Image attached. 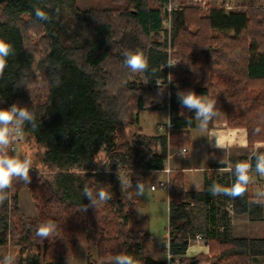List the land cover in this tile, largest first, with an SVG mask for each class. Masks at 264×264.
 <instances>
[{"label": "trees", "instance_id": "1", "mask_svg": "<svg viewBox=\"0 0 264 264\" xmlns=\"http://www.w3.org/2000/svg\"><path fill=\"white\" fill-rule=\"evenodd\" d=\"M169 4L175 8L170 32ZM223 6L201 11L185 0H113L108 8L80 10L76 0H0V37L13 46L0 69V108L17 104L32 113L33 120L10 126L42 149L40 164L30 169L31 181L15 178L3 190L0 259L11 254L14 264H54L84 248L88 264H111V257L122 253L136 264H168L152 258L148 245L155 237L134 228L140 205L135 190L167 169L168 147L179 150L191 143L196 109L183 105L178 93L215 100L228 128L246 130L249 147L264 141V6L231 12ZM36 8L49 18H37ZM126 50L141 51L147 69L131 73L123 63ZM170 60L178 64L169 72ZM162 105L169 109L170 133L148 137L131 131L141 111ZM126 130L129 136L120 139ZM249 161L254 168L253 155ZM125 173L129 185L119 178ZM26 185L35 219L19 206ZM212 185L207 182L204 193L187 192L184 173H169L170 264L251 263L213 229L201 235L209 240V255L185 258L197 232L186 207L204 201L215 222ZM85 186L111 198L91 205ZM48 221L55 232L37 236Z\"/></svg>", "mask_w": 264, "mask_h": 264}, {"label": "crops", "instance_id": "2", "mask_svg": "<svg viewBox=\"0 0 264 264\" xmlns=\"http://www.w3.org/2000/svg\"><path fill=\"white\" fill-rule=\"evenodd\" d=\"M164 109L168 113V121L166 124H157L156 130L153 129L150 131L144 129L141 127V122L139 123L138 126L142 129L141 132L144 135L148 137H159L170 124V117L168 107L163 105L156 109L150 108L142 111L147 112ZM139 118H141V114H139ZM202 123L203 117H196V128L190 130L191 143L186 147L187 152L184 156L174 154L176 149L168 147L167 169L154 174L157 178L150 185L151 191L152 186L158 185L159 187L161 182L169 180L167 170L171 172L182 171L184 173L187 192L204 193L206 183L210 181L212 184L222 187H231L235 182V176L231 171L235 164L238 162H250L249 159L252 155L253 148L248 145L247 132L245 129L228 128L226 113L218 112L211 116L203 128L201 127ZM211 134H222L228 137L229 139L226 140L227 147L225 149L215 147V138L212 137L210 139ZM242 137L246 141L244 144L240 142ZM249 178L246 190L240 196L231 197L223 193L213 195L212 202L213 204L215 203L216 208L215 222H212L208 218L210 206L209 204H205L204 201L196 200L186 207V210L192 214L191 217L194 218L197 232L188 244L184 255L185 258H193L200 254L209 255V240L198 241L196 236L205 235L208 229H213L221 238L233 242L238 252L248 255L251 259L250 264H264V197L258 196V193H264V176H260L253 168L249 170ZM24 190L30 192L28 186L22 189V191ZM30 199L33 203L32 195ZM251 210H253L252 213H250ZM198 211L202 213V225L200 227L196 225L197 218L194 216V213ZM24 215L28 218L35 219L38 217V212L37 217H33V214L31 216ZM84 250V248H79L76 255L69 257V259L63 257L58 259L68 260L67 263L69 264H88L87 252L86 250L83 252ZM157 253L161 258L154 259L152 257L154 260H166L164 258V247H158ZM81 258L85 262L83 260L81 261ZM58 259H56L54 264H58ZM202 264H211V262L208 261Z\"/></svg>", "mask_w": 264, "mask_h": 264}, {"label": "clouds", "instance_id": "3", "mask_svg": "<svg viewBox=\"0 0 264 264\" xmlns=\"http://www.w3.org/2000/svg\"><path fill=\"white\" fill-rule=\"evenodd\" d=\"M35 16L41 20H47L49 17L45 11L36 8ZM12 44L3 37H0V69H2L6 63L7 57L12 51ZM124 66L130 70L131 73L143 72L147 69L148 63L143 53L139 50H126L123 52ZM183 105L189 109H196V117H203V123L201 127L207 124L209 118L216 114L215 100L209 99L203 95H197L193 91H187L185 93H178ZM33 120V115L26 108H21L17 104H13L8 108H0V200L6 198L4 189L11 186L15 178H19L24 182H30V169L33 168V160L30 156L25 155L23 159L9 155L8 145L10 124L15 122L19 125L22 121ZM36 124H33V128ZM257 133H260L261 129L257 127L255 129ZM215 138V147L225 149L227 147L226 140L229 138L222 134H211L210 139ZM242 144L246 141L241 138ZM264 141H257L253 146L252 155L255 157L254 170L260 176H264ZM14 151V149H13ZM253 165L248 162H238L231 170L235 176V182L231 187H222L220 185L213 184L210 188L212 195L223 193L225 195L236 197L242 195L246 186L249 183V170ZM122 185H129V177L127 175L119 176ZM137 194L142 195L145 192V186L138 183L136 188ZM83 194L89 198L91 205H96L97 201H106L111 198L109 192L100 189L94 194L93 190L85 186ZM258 196L264 197V193H258ZM87 208L83 209L86 211ZM56 225L48 221L41 224L37 230L36 235L40 237H48L55 232ZM113 264H136V261L132 255L129 254H117L111 257ZM15 256L8 254L4 255L3 259H0V264H14Z\"/></svg>", "mask_w": 264, "mask_h": 264}, {"label": "rangeland", "instance_id": "4", "mask_svg": "<svg viewBox=\"0 0 264 264\" xmlns=\"http://www.w3.org/2000/svg\"><path fill=\"white\" fill-rule=\"evenodd\" d=\"M185 0L186 6L195 7L200 9L201 11H207L212 7H220L226 3L230 4L231 9H226L228 12L231 11H240L244 6H264V0ZM113 4V0H76V7L80 10H85L88 8H108ZM225 6V5H224ZM223 6V7H224ZM166 28L169 30V25L166 23ZM172 54L173 51H171ZM178 61L171 60V68L176 66ZM37 65V63H36ZM170 68V69H171ZM170 72V70L168 69ZM141 118V127L148 130H156L157 124H166L168 121V113L164 110H156V111H147V112H140ZM134 116V114H133ZM14 123V122H13ZM131 131L135 130H142L138 125L130 127ZM15 130V129H14ZM126 130L124 133H120V139L127 138L129 133L131 132ZM15 133L16 140H21L20 142L16 141L13 138L9 139V141H13L12 145L15 147L13 151V155L23 159L25 155H28L32 158L33 163L37 165L40 164V155L42 149L35 143L30 142L27 136L23 133ZM12 147V146H11ZM12 150V149H11ZM158 152L160 151V147L157 148ZM174 151V150H173ZM175 152V151H174ZM179 160V159H176ZM124 175H127L126 173ZM157 178L155 175H150L146 178L144 182L145 192L142 195H138L137 191L135 190L136 195L140 199V205L137 208L136 212V222L137 224L134 225V228L138 230H146L155 237L154 243L149 244V250L151 251V255L154 259L161 258L160 255L157 253L158 247H164L165 243L169 238V214H168V193L167 191L158 187L156 191H151L150 185L153 183ZM29 187V185H26ZM158 186V185H155ZM30 190V189H29ZM32 193L24 190L20 192V207L24 214L27 216L37 217V208L35 207V202L31 201ZM196 220V225L200 227L202 225V213L200 211L194 213ZM83 249V248H80ZM85 252V250L83 251ZM81 254V253H80ZM85 254V253H84ZM82 255V254H81ZM69 259V257H63ZM167 259L166 255L164 257ZM84 261L81 258V261ZM56 261V260H55ZM58 264H69L67 263L68 260L65 259H58ZM85 262V261H84ZM113 264V263H111ZM256 264V263H254Z\"/></svg>", "mask_w": 264, "mask_h": 264}, {"label": "built area", "instance_id": "5", "mask_svg": "<svg viewBox=\"0 0 264 264\" xmlns=\"http://www.w3.org/2000/svg\"><path fill=\"white\" fill-rule=\"evenodd\" d=\"M204 1V5H205V1H208V0H203ZM225 6H224V8L225 9H231V7H230V4H228V3H226V4H224ZM175 8L174 7H172V5L171 4H169L168 6H167V12H168V15H169V18H168V21L166 22L168 25H169V32H170V30H171V12L174 10ZM166 67H167V69H169L170 70V68H171V60L169 61V63L166 65ZM15 128H13V127H11L10 126V132H9V139H11V138H15V131H16V133H22L21 132V130H19V129H15ZM167 130H168V133H170V131L172 130V125L171 124H169L168 126H167ZM11 149H12V151H13V149L15 150V147L12 145V147H11ZM186 152H187V148H183V149H177L175 152H174V154H177L178 156H184L185 154H186ZM251 165V164H250ZM250 169H253V167L252 168H250ZM167 172H168V174L171 172L170 170H167ZM157 187L158 186H152V190H156L157 189ZM159 188H161V189H164V190H166L167 191V193L169 194V192H170V186H169V180H167L166 182H161L160 184H159ZM196 239L198 240V241H205V238L203 237V236H201V235H198L197 237H196ZM164 250H165V255H166V257H167V263L168 264H170L171 263V259H172V256H171V254H170V243H169V238H168V240H167V242L165 243V245H164Z\"/></svg>", "mask_w": 264, "mask_h": 264}]
</instances>
